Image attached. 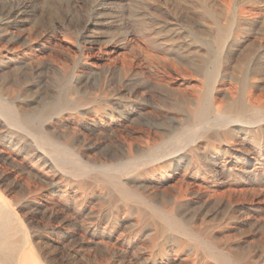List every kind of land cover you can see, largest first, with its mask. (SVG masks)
Returning <instances> with one entry per match:
<instances>
[{"label": "rangeland", "instance_id": "obj_1", "mask_svg": "<svg viewBox=\"0 0 264 264\" xmlns=\"http://www.w3.org/2000/svg\"><path fill=\"white\" fill-rule=\"evenodd\" d=\"M22 3L24 11L9 17ZM0 11V54L24 49L14 63H0V82L16 92L15 104L38 114L69 99L106 96L97 115L93 104L64 107L43 125L47 132L73 135L71 145L95 168L126 162L118 140L144 145L142 130L157 134L149 145L169 142L188 127L186 107L198 99L213 97L224 107L249 96L264 105V0H0ZM218 29L225 30L221 46L214 38ZM14 33L32 46L11 41ZM89 45L81 65L80 47ZM73 74L79 78L65 79ZM237 128L217 130L229 132L231 144L197 139L180 154L193 158L163 178L143 171L120 178L156 208L185 195L188 202L176 211L184 226L203 231L246 263L264 264V123L258 139ZM0 132L2 197L23 222L30 264H189L202 256L200 249H177L167 235L138 224L134 212L105 202L116 193L101 197L99 189L77 186L70 175L42 170V151L30 136L3 126ZM161 247L165 254L158 255Z\"/></svg>", "mask_w": 264, "mask_h": 264}, {"label": "bare ground", "instance_id": "obj_2", "mask_svg": "<svg viewBox=\"0 0 264 264\" xmlns=\"http://www.w3.org/2000/svg\"><path fill=\"white\" fill-rule=\"evenodd\" d=\"M99 5L102 6L103 4L98 3V6ZM26 6L22 3L21 5H18L14 10H12L7 14H9V17H16L20 15L22 11H24ZM98 14L100 15L101 12L99 11ZM208 17L213 18L210 15ZM225 37H226L225 30L218 29L217 34L214 38L217 44L221 46L225 42L226 39ZM10 39L11 41L18 42V40H20V37L18 35H15L14 33L11 34ZM233 39H235V37ZM0 40H2V11H0ZM21 42H22V46H27L29 48L30 46H32L30 45L31 41L29 39L28 40L24 39ZM232 42L234 41L232 40ZM92 45L91 46L89 45L87 47L79 46L80 47L79 51L81 52V60H82V62L79 63H81V65H84L86 63V57L84 52L92 50L93 48ZM14 48L11 49L14 56L7 57L0 54V63L4 59L9 60L8 62L10 61L12 62L15 59V57L18 55L19 51L23 52L24 50V49L17 50ZM119 49L121 50L122 47H120ZM26 62H28V60ZM70 77L71 79L79 78L78 75L73 74L72 76H68L65 79L69 81ZM0 79H1L0 81H2L1 76ZM141 81L144 84H147L149 82L146 78H141ZM74 86L76 88V85ZM73 90L74 88H71V91ZM15 95H16L15 91L7 88V86L3 87L2 83L0 82V130H2V126H3L6 128L8 127L9 131H20L30 136L35 146L42 151L41 155L37 156L40 162L39 167L42 170L60 171L67 175H70L74 179L75 184L77 186H84L88 190L99 189V191L103 193L100 194L101 197L110 196L112 195V193H116L118 197L114 198L110 196L109 200L105 199V202L111 205L113 204L118 205L119 207L122 206L125 208L126 212H131V213L134 212L136 214L138 224H149L150 227H152L155 236L167 235L171 239L172 244L175 245L177 249L190 247L195 249V251L197 249H200V251L203 252L200 258L193 256L190 259L189 264H255L251 262L246 263L243 260V257L240 255L234 254L232 252H225L224 249H222L219 245L214 243V240L212 241L208 236L204 235L203 231H197L192 228H188L184 226L182 223L183 219L178 217L176 211L178 212L188 202L185 195L183 194L178 195L173 199V202L170 203L169 205H163L160 208H156L151 205L152 203L151 204L149 203L148 197L139 195L134 191H132L127 183L121 181L120 177L121 175H125L133 171H143L142 174L149 176V178H154V177L163 178L167 176L169 170H171L175 166H178L179 163L185 159V157L187 161L188 159L191 160L193 158L192 156H190V154L189 155L186 154L185 156H182L180 154L185 153L184 152L185 149L193 142H195L197 139H204L205 142H207L209 145H213L216 142L218 143L223 142L225 144L233 143L229 132H217L218 129H222L228 126L231 127V125L235 127L237 126L238 127L237 129L239 131L244 130L246 134L247 133L251 134L252 136L258 139V137H260L259 126L261 125V123H264V105L262 102L258 100H254L253 98L247 96V98H245V103L235 102L234 100H231L230 102L226 101L227 104L224 107L216 106L215 99L213 97L209 100L198 99L193 104H191V106H187L186 104H184V107L187 106L186 122L188 127L182 130L180 133L175 134L170 139L169 142L164 141L160 144L149 145L150 141L153 140L152 136H157L156 132H153L149 128L148 129L145 128L146 130H142L143 133L141 135H144L146 138L145 141L143 140L144 145L138 142L137 139L132 140L131 142L128 143L126 142V140H124L125 138L122 139L121 137H119L122 140H118V146L120 149H122L123 153L125 154L124 158L126 159V162L112 166L103 164L99 168H95L89 160L86 161L83 160L82 158L83 156L81 154L80 149L74 148L71 145L70 137H73V135L60 132V136H59L56 135V133L45 131L43 125L49 120H51L53 115H57V113L62 112L64 107L93 104L95 105L93 106L94 107L93 111L97 115V113L100 112V103H101L100 101L102 100L104 101L106 96L102 97V99L92 95L85 97L84 100L69 99L63 103H60L58 106L48 107L47 109L39 112L38 114H32L29 113L27 110H25L24 109L25 107H22L20 105L21 103L19 105L15 104L16 102L14 103V99L16 97ZM171 120L177 122L175 118L171 117ZM89 123L90 126H92L90 129H94L95 126L98 124V122H96L95 119L90 120ZM150 128L154 129L153 126H150ZM101 132L103 131L101 130ZM1 141H2V132H0V145H1ZM123 147H126V150H124ZM134 148H138L139 150L137 149L138 150L137 151L135 149L134 151L133 150ZM2 149L3 148L1 147L0 148V264H30L31 256L29 255V252L26 249L27 247L26 243L28 237L26 232L22 228L21 224L23 222L20 223V219L18 218L19 216H17L18 214L16 213L15 209L13 210L12 206L8 202H6V199H4V197H2V195H4L2 194V175L5 173L4 172L5 170L2 169V154H4L2 152ZM137 153L138 154L140 153V155L137 156L136 155ZM11 162L13 163V161ZM84 177L87 178L83 179ZM14 181L17 182L18 180L14 178ZM192 196L194 195L192 194ZM172 197L173 196H168L167 198L171 199ZM32 201L34 202L35 200L32 199ZM16 202L17 201L15 202L13 201V205H16ZM111 219L112 221H116L118 219V213H113L111 215ZM24 225L25 224H23V226ZM157 254L158 255L165 254V249H163V247L159 248Z\"/></svg>", "mask_w": 264, "mask_h": 264}]
</instances>
